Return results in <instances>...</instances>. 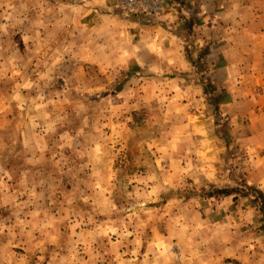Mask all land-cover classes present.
Here are the masks:
<instances>
[{
    "label": "rangeland",
    "instance_id": "rangeland-1",
    "mask_svg": "<svg viewBox=\"0 0 264 264\" xmlns=\"http://www.w3.org/2000/svg\"><path fill=\"white\" fill-rule=\"evenodd\" d=\"M185 1L0 0V264H264V0Z\"/></svg>",
    "mask_w": 264,
    "mask_h": 264
},
{
    "label": "crops",
    "instance_id": "crops-1",
    "mask_svg": "<svg viewBox=\"0 0 264 264\" xmlns=\"http://www.w3.org/2000/svg\"><path fill=\"white\" fill-rule=\"evenodd\" d=\"M194 1L197 3H200L199 0H190V1L186 0L185 4H190V3H193ZM262 3H263V1H262ZM223 4H226V3H223ZM238 4L246 6V5H249L251 3L249 1H242V2L238 1ZM252 4H254V3H252ZM219 5H221L220 2H219ZM165 13H164L163 17H160L159 19L164 18L163 19L164 22L171 23V19L173 16L171 14H168L167 12H165ZM205 20H207V18ZM245 20L241 19V23H245ZM252 21L254 23H256L257 22L256 17ZM173 24L174 23H171V25H173ZM225 27L226 26L223 25L222 29ZM234 27L236 30L233 29L232 31H229L233 34L227 33V37L225 36L224 38H222L223 41L225 43H227V45L226 46L224 45V47L226 48L227 46H229L230 49L236 50L238 52V54H240V53L244 54V56L240 59L244 68H246L248 70H254L256 72L257 77H258L257 78V85H261V88H262L261 94L263 95V96H261L260 105H259L260 106L259 107L260 114H257L256 116L257 117H264V111L262 110V106H264V104H263V102H264V29L263 30H251L249 27L248 28H246V27L242 28L241 25L240 26L235 25ZM152 29L156 30V27L152 28ZM157 32H158V30H157ZM163 35L165 36L164 33H163ZM167 38H169V37H167ZM149 41H150V43L152 42L151 45L153 48H155L154 50H156V48H157V50L160 48L156 40L152 39ZM230 41L233 42L232 46L230 44ZM235 64L238 65V62H234V61L226 62L227 66H229V65L234 66Z\"/></svg>",
    "mask_w": 264,
    "mask_h": 264
},
{
    "label": "built area",
    "instance_id": "built-area-1",
    "mask_svg": "<svg viewBox=\"0 0 264 264\" xmlns=\"http://www.w3.org/2000/svg\"><path fill=\"white\" fill-rule=\"evenodd\" d=\"M124 13L137 17L151 18L157 16L162 9L161 0H116Z\"/></svg>",
    "mask_w": 264,
    "mask_h": 264
}]
</instances>
